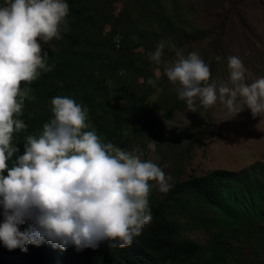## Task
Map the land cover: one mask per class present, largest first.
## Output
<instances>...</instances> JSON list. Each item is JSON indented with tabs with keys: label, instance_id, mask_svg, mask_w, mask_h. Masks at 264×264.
Returning a JSON list of instances; mask_svg holds the SVG:
<instances>
[{
	"label": "clouds",
	"instance_id": "clouds-1",
	"mask_svg": "<svg viewBox=\"0 0 264 264\" xmlns=\"http://www.w3.org/2000/svg\"><path fill=\"white\" fill-rule=\"evenodd\" d=\"M68 13L66 0H7L0 7V241L8 250L44 245L47 255L63 260L95 249L127 254L153 219L149 181L166 196L171 176L143 160L140 146L123 149L86 131L87 109L72 98H52L53 118L39 136L27 128L32 82L55 67L38 38L45 45L62 39L70 31ZM164 48L158 42L149 60L160 65ZM175 57L163 62V71L188 111H197L199 99L205 109L219 102L231 118L245 108L264 117V77L248 82L239 57H227L229 77L219 83L210 82V64L222 56L213 53L206 62L198 51L175 49ZM148 83L155 86L156 80ZM156 147L150 139L147 149Z\"/></svg>",
	"mask_w": 264,
	"mask_h": 264
},
{
	"label": "trees",
	"instance_id": "trees-1",
	"mask_svg": "<svg viewBox=\"0 0 264 264\" xmlns=\"http://www.w3.org/2000/svg\"><path fill=\"white\" fill-rule=\"evenodd\" d=\"M6 2L0 0V7ZM66 2L69 5L67 20L70 31L62 33L60 40L53 39V44L60 46L58 49L53 45H42V51L48 53V63L55 64V67L32 82L35 84V99L29 101L33 116L27 127L29 134L39 136L43 124L53 118L52 98L68 97L87 109L89 128L86 131H95L102 143L111 142L130 150L129 134L123 130V124L135 123V115L128 117L112 101L123 99L128 104L130 100L132 107L141 108L148 103L151 92L161 84L146 62L140 57L135 59L134 52L130 51L140 45L149 48V44L159 38L157 31L127 22L128 26L121 34L135 32L134 37L131 44H127L125 38L119 45V52H115L110 41L119 31L114 25L105 35L103 22L110 20L112 12L104 6L103 0ZM194 32L205 31L194 29ZM129 70L133 72L132 79L128 76ZM149 78L156 80L155 86L148 83ZM108 80L112 84L111 89ZM61 81L62 87L58 84ZM167 96V101L166 97L163 99V116L151 118L136 130L137 134L145 133L147 138H158L162 149L164 145L177 149L178 144L172 135L166 141L161 134L170 115L184 101L175 94ZM146 145L140 146L145 153ZM149 184L148 200L153 219L142 234L134 238L127 254L124 249L100 253L95 249L91 254L85 250L80 259L63 260L47 255L44 245L8 250L0 241V264H264V256L260 254L264 243L263 163L257 161L239 171L213 169L187 179H179L175 175L173 187L163 197L155 192L152 181ZM182 217L189 219L188 228L207 230L210 235L208 245L182 233ZM3 221V211H0V223ZM228 237L243 238L250 244V252L242 255L239 249L240 256L234 258ZM103 257L107 260L102 261Z\"/></svg>",
	"mask_w": 264,
	"mask_h": 264
},
{
	"label": "rangeland",
	"instance_id": "rangeland-1",
	"mask_svg": "<svg viewBox=\"0 0 264 264\" xmlns=\"http://www.w3.org/2000/svg\"><path fill=\"white\" fill-rule=\"evenodd\" d=\"M103 4L112 12L110 20L103 22L105 35L114 25L119 31L110 41L114 44L111 47L115 52H119V45L125 38L128 41L126 43L131 44L134 37L135 32L121 34L128 26L127 22H135L142 29L153 28L159 37L149 44V48L140 45L130 49L135 59L140 57L160 79L161 84L151 92L148 103L141 108H134L130 100L128 104L123 99L112 101L128 117L130 114L135 115V123L123 124V130L129 134L130 150L137 145L148 144L150 139L156 141V151L147 149L142 159L151 160L160 166L166 175L171 176V184L175 175L179 179H187L213 169L239 171L257 161L264 164V117L254 118L248 108L231 118V114L219 102L205 109L197 99V111L193 112L188 111L184 101L170 115L161 134L166 141L172 135L178 144L177 149H170L166 145L162 149L158 138H147L145 133L137 134L136 130L137 126L147 124L151 118L163 116V99L166 97L167 101V95L178 96L176 86L170 83L163 71V62L176 58L175 49L182 50L185 55L198 51L206 62L212 59L213 53L222 56L221 61L212 59L210 82L215 80L219 83L228 79L227 57L230 55L242 60L247 69L248 82L264 77V0H103ZM166 17L172 24L168 23ZM194 29H203L205 32L196 33ZM161 41L165 43V48L162 63L157 65L149 60L148 53L154 51ZM38 43L46 47L53 45L54 49L60 47L52 41L50 45H45L39 38ZM129 71L128 76L132 79L133 72ZM107 82L111 89L110 80ZM153 186L160 196H164L156 181H153ZM187 220L186 217L180 220L182 233L208 245L210 235L207 230L201 227L188 228ZM228 243L231 244L234 258H238L240 252L247 255L251 250L250 244L243 238L236 240L228 237ZM261 250L260 254L264 256V243Z\"/></svg>",
	"mask_w": 264,
	"mask_h": 264
},
{
	"label": "bare ground",
	"instance_id": "bare-ground-1",
	"mask_svg": "<svg viewBox=\"0 0 264 264\" xmlns=\"http://www.w3.org/2000/svg\"><path fill=\"white\" fill-rule=\"evenodd\" d=\"M118 45V44H117Z\"/></svg>",
	"mask_w": 264,
	"mask_h": 264
}]
</instances>
